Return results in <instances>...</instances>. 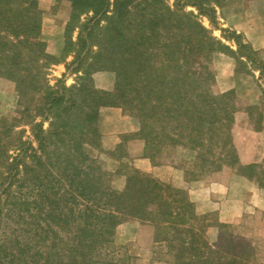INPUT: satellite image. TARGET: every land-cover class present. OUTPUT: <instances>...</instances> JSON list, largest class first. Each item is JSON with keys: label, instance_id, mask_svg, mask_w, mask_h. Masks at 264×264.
Returning a JSON list of instances; mask_svg holds the SVG:
<instances>
[{"label": "trees", "instance_id": "trees-1", "mask_svg": "<svg viewBox=\"0 0 264 264\" xmlns=\"http://www.w3.org/2000/svg\"><path fill=\"white\" fill-rule=\"evenodd\" d=\"M67 1L65 31L77 35L65 37L63 53H73L81 74L74 84L51 86L46 71L58 59L40 39L38 0H0V76L14 83L18 106L0 119V226L4 219L15 225L13 234H3L14 238V250L0 242V264H128L116 257L113 241L115 227L126 220L150 224L172 264H262L256 246L233 238L230 224L198 213L184 189L130 166L121 171L120 156L121 166L108 171L83 149L100 150L99 108L120 107L138 124L123 142L142 139L154 165L179 150L175 166L187 181L228 166L262 185L264 162L240 163L233 143L236 97L215 89L209 66L222 49L237 63L241 56L250 60L239 54L246 47L264 73L256 52L236 32L232 51L180 0L173 7L166 0ZM187 1L209 17L220 3ZM105 70L114 73L112 87H94L91 74ZM27 125L35 145L21 139ZM117 174L125 176L120 189L111 185ZM209 226L222 242H209Z\"/></svg>", "mask_w": 264, "mask_h": 264}, {"label": "crops", "instance_id": "crops-1", "mask_svg": "<svg viewBox=\"0 0 264 264\" xmlns=\"http://www.w3.org/2000/svg\"><path fill=\"white\" fill-rule=\"evenodd\" d=\"M221 14L224 24L240 34L243 41L256 52L257 58L264 63V0H237L235 3L223 6ZM226 43L232 51L236 50L233 41ZM240 60L246 66L245 72L237 71V59L234 53H214L212 57L214 86L219 92L232 91L240 99L258 103L264 94V73L244 56H241ZM243 125L247 134L258 136L262 133V129L257 131L247 129L246 119ZM234 127L232 137L239 153V161L242 164L250 163L251 159H245L246 155L240 150L242 147L240 146L238 150L236 146L239 136L235 135ZM96 128L100 135L101 148L109 150L121 142L123 134L135 132L137 126L120 107L102 106L98 110ZM124 147L125 158L133 168L161 182H173L175 179V186L186 190L189 200L194 203L198 213L201 212L199 202L209 203L215 199L219 205L217 219L223 223L239 222L245 213H259L260 216L264 212V198L259 194V190L243 176L232 175L230 170L229 175L226 174L228 169L219 174L220 177L214 184L189 182L185 180L180 167L167 163L154 165L145 157L142 139L130 137L124 142ZM108 161L110 166L107 169L112 170L119 162L111 158ZM113 241L118 245H126L128 253L140 262L158 264L153 260L155 242L153 227L150 224L136 220L123 221L115 227Z\"/></svg>", "mask_w": 264, "mask_h": 264}, {"label": "rangeland", "instance_id": "rangeland-1", "mask_svg": "<svg viewBox=\"0 0 264 264\" xmlns=\"http://www.w3.org/2000/svg\"><path fill=\"white\" fill-rule=\"evenodd\" d=\"M235 2H237V0H220V3L218 5H212L214 12L209 17L207 15H198L196 8L191 6L187 0H180V4L182 5L186 4L185 9L190 10L195 15H197L201 23L205 27L210 29L212 35L218 38L219 40H221V43H223L224 45H228L226 41L232 42L233 41L232 36H234V34L236 33L233 29H230V27L225 25L224 22L221 20V15H222L221 9L226 4L235 3ZM166 3L169 6L173 7V5L175 4V0H166ZM38 5L41 10L40 39L45 43V48L47 53L53 55L58 59V62L56 64L50 65L46 71L47 83L53 86L56 83V81L59 80L66 86L74 84L77 80V77L81 74V72L74 71L75 63H71L73 60V53H69V54L63 53L65 37H70L73 41H75L77 35L76 30L69 33L65 31V27L68 22L69 13H70L69 2L67 0H38ZM82 18H84V16ZM238 41L241 42L242 44L245 43L241 38H238ZM217 52L230 53L227 49L218 50ZM213 54L211 55L209 60V66L212 69V71H213V67H212ZM239 54H247L249 56V59L250 60L252 59V63H251L252 65H256V66L259 65V63L256 60H253L254 55L249 54V50L246 47L240 48ZM245 68L246 66L242 61L237 63L238 71L245 72ZM91 78L94 87L109 89L113 85L114 73L112 71H106V70L95 71L91 74ZM235 97H236V105L237 108L239 109L235 113L234 123L232 126L233 129L234 125H236V127H234V133L236 136H239L236 146L238 147V150L242 147L240 150H242V152L246 155L245 159L248 158L251 159L250 163L255 162V163L263 164L264 162V154H263L264 94L258 103H252L240 99L237 96ZM17 107H18L17 93L15 90L14 83L11 80H8L0 76V119L4 117L12 116L14 114V111L17 109ZM122 112L131 120V122H133L138 127L135 118H133L131 115L124 112L123 110ZM245 119L247 123V129H250L252 131H257L258 128L262 129V133L258 135L259 137L250 135L249 133L247 134V132L245 133L243 129L244 127L243 124ZM46 126L47 123L44 122L43 127L45 128ZM21 128L23 130L21 134V139L29 141L31 142L32 145H35V141L31 134L30 125L22 126ZM232 129H231V133H232ZM135 132L130 134H134ZM122 136H121V142L112 149L104 150L101 148V144H100V150L90 146L89 144H84L83 149L89 155L96 157L97 161L104 169L111 172H114L121 165L118 162V165L115 167V169L113 170L107 169L110 166L108 159L110 158L116 159V157L120 156L122 162L121 164L126 166V168L125 167L123 168L122 166L121 171H127L129 169V166L133 168V166H131L129 161L125 158V147L123 140L128 138L129 136L128 137L124 136V138ZM99 142H100V138H99ZM16 153H17L16 150L11 151L12 155ZM180 154L181 153L179 150L176 151V153L174 151L170 155L168 162L166 163L170 165L174 164L173 165L174 167L175 164L179 165V158L181 157ZM225 169H228V172H226V174L228 173V175H229V170L232 173V175L234 174L239 175L236 173V170L234 168L225 166L219 171L211 172L200 178H197L196 180H191V181H197L196 183L200 182L208 185L210 183L214 184L216 180L220 177L219 174L223 172V170ZM259 180L262 185H258L256 182L252 180L249 181L253 183L254 187L259 190V194L261 195V197L264 198V176L262 174L259 175ZM124 181H125V176L123 174H117L112 177L111 185L116 189H120L124 185ZM167 183L173 187H177L175 186V179L173 182H167ZM198 204L201 207L200 214H209L211 217L212 216L217 217L219 205L216 199L209 203L199 202ZM263 213L262 215L260 214V216L259 213L258 214L245 213L241 217L239 222L226 223L231 225V228H229L230 229L229 232L233 234L234 236L233 238L238 239L242 243L256 246L257 260L262 264H264V214ZM4 221L5 222H2L0 226V242L4 244L5 248L9 252H12L14 250L13 248L15 247L13 243L14 238H10L12 236L4 238L3 234H7V236H9L10 233L13 234L12 229H15L14 228L15 225L12 223L11 220L7 221V219L6 220L4 219ZM221 236L222 234L220 235L218 233V230L215 226H209L206 230V237L209 240V242L213 244H219L220 242H222V239L220 238ZM2 238L6 239L7 241L5 240L1 241ZM116 246L117 248L115 249V252L118 253L116 256L118 259H122L128 264H147L140 262L134 256L130 255L128 253V249L126 245L116 244ZM128 256L130 257L129 259L127 258ZM9 257H11V255ZM153 260L157 261L158 264H172L171 262L173 260V257L168 252V246L165 242L154 243ZM4 261H6V259ZM9 264H18V260L15 262H11Z\"/></svg>", "mask_w": 264, "mask_h": 264}]
</instances>
